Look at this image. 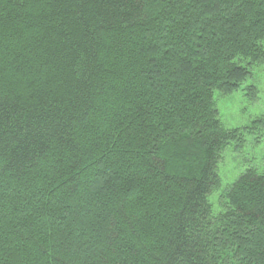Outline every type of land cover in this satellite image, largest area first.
I'll list each match as a JSON object with an SVG mask.
<instances>
[{
    "label": "trees",
    "instance_id": "trees-1",
    "mask_svg": "<svg viewBox=\"0 0 264 264\" xmlns=\"http://www.w3.org/2000/svg\"><path fill=\"white\" fill-rule=\"evenodd\" d=\"M263 64L264 0H0V264H264Z\"/></svg>",
    "mask_w": 264,
    "mask_h": 264
},
{
    "label": "rangeland",
    "instance_id": "rangeland-1",
    "mask_svg": "<svg viewBox=\"0 0 264 264\" xmlns=\"http://www.w3.org/2000/svg\"><path fill=\"white\" fill-rule=\"evenodd\" d=\"M248 85L257 89L256 98L251 99L245 91ZM218 119L227 129H244L252 122L264 117V64L253 73L237 91L227 96L215 95ZM257 135H246V142L242 148L236 149L229 145L222 153L219 162V177L221 183L210 196L209 201L215 212L222 210L221 196L228 185L234 182L239 174L247 168L264 171V138L256 140Z\"/></svg>",
    "mask_w": 264,
    "mask_h": 264
}]
</instances>
